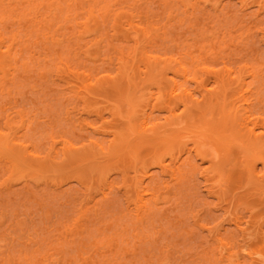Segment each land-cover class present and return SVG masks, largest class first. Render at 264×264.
<instances>
[{"label":"rangeland","instance_id":"rangeland-1","mask_svg":"<svg viewBox=\"0 0 264 264\" xmlns=\"http://www.w3.org/2000/svg\"><path fill=\"white\" fill-rule=\"evenodd\" d=\"M0 52V264H264V0H0Z\"/></svg>","mask_w":264,"mask_h":264},{"label":"bare ground","instance_id":"bare-ground-1","mask_svg":"<svg viewBox=\"0 0 264 264\" xmlns=\"http://www.w3.org/2000/svg\"><path fill=\"white\" fill-rule=\"evenodd\" d=\"M6 54V55H5ZM7 54H9V53H1L0 52V63H3L4 61H5V59H8L9 58V56L7 55ZM178 70L180 71V72H183V74H184V70L181 68V67H179L178 68ZM227 72H228V70H226ZM185 75V74H184ZM222 81V80H221ZM176 89H174V91H175ZM182 98H185V102H186V100H189L190 99V95H189V93H187L186 92V90L185 89H183L182 91ZM245 93V89H242L241 88V90L240 91H238L237 92V94L235 95V96H237L236 98L237 99H239V98H241L242 96L244 97V94ZM224 95V94H223ZM224 97H225V95H224ZM226 99H227V97H225V98H223V103H225V101H226ZM240 100H242V99H240ZM240 100H238V101H240ZM245 100V99H244ZM221 101V102H222ZM234 101V100H233ZM243 104V103H242ZM242 104H239V107L242 105ZM238 107V108H239ZM242 107V106H241ZM227 108V107H226ZM238 108H234V111L235 112H237V109ZM243 110H244V108H243ZM223 111H225V110H223ZM222 111V112H223ZM224 114L226 113V112H223ZM233 113V112H232ZM248 111H245L244 112V118H243V121H244V123L249 119V117H250V115L248 114ZM146 120L144 119V121H143V125H142V128H144V130H145V128H146ZM224 126V125H223ZM147 129V128H146ZM148 130V129H147ZM231 131V130H230ZM232 133V132H231ZM11 146V145H10ZM13 149V148H12ZM144 190H145V188H144ZM142 191V190H141ZM145 192V191H144ZM146 193V192H145ZM142 194H144V193H142ZM141 195V194H140ZM138 196L137 198H138V201L136 200V203H138L137 204V207L139 206V208L141 209V210H144V209H146V204L144 203L145 201H143L144 200V198H142V197H144L143 195L142 196ZM141 210H140V212H141ZM138 211H139V209H138ZM139 212V213H140Z\"/></svg>","mask_w":264,"mask_h":264}]
</instances>
